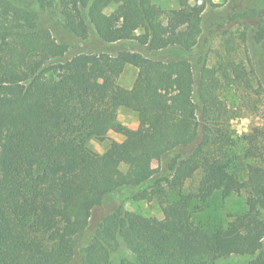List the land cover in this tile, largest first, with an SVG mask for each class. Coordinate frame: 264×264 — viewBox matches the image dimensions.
Returning <instances> with one entry per match:
<instances>
[{"label":"trees","instance_id":"trees-1","mask_svg":"<svg viewBox=\"0 0 264 264\" xmlns=\"http://www.w3.org/2000/svg\"><path fill=\"white\" fill-rule=\"evenodd\" d=\"M39 2L69 41L84 47L93 36L97 46L68 57L53 23L40 24L25 0H0V264H218L231 255L264 264V123L244 135L243 155L232 153L230 123L253 93L264 96V82L248 54L235 57L233 35L212 62L204 54L194 65L206 1L169 10L155 0ZM251 14L264 45V11ZM128 65L137 69L131 87L119 81ZM231 87L235 107L223 99ZM122 107L144 128L120 121ZM110 130L124 139L102 153L88 145ZM243 157L244 178L231 169ZM242 191L244 211L196 221L213 197ZM121 193L157 199L162 217L119 204L94 224L95 210ZM119 240L133 257L116 263Z\"/></svg>","mask_w":264,"mask_h":264},{"label":"rangeland","instance_id":"rangeland-1","mask_svg":"<svg viewBox=\"0 0 264 264\" xmlns=\"http://www.w3.org/2000/svg\"><path fill=\"white\" fill-rule=\"evenodd\" d=\"M158 5L163 9L169 10L179 7L178 0H155ZM203 0H200L202 2ZM206 8L203 12L202 19V33L200 40L193 51L188 54L192 57V61L197 66L198 60L202 59V55L207 54V60L211 62L215 59V52L222 49L225 43V39L230 35H233L234 44L239 48L234 51L235 57L243 58L247 61V54L250 58L248 65H254L255 71L259 78L264 82V45L258 43L254 38L252 28L258 26L259 18H251L252 10L264 11V0H205ZM37 14H39V22L50 25L55 34L59 36L61 40L69 41V34H67L58 23L60 18L52 11L44 8L39 0H25ZM53 21V22H52ZM57 24V25H56ZM242 31H247L246 39L240 36ZM90 43L82 47L76 41H69V52L67 56L70 57L73 54L82 51L83 49H90L96 47L94 37L92 36ZM118 44V43H117ZM235 45V46H236ZM241 45V46H240ZM120 47L127 49H137V45L132 41H125L120 43ZM137 75V69L131 65H128L120 77V83L126 87H131ZM241 97L236 88L231 87L223 93V99L231 107H235L238 104V99ZM248 105L244 106V110L236 114L230 121L231 129L236 139V144L232 149V153L236 155H243L245 140L244 135L251 129L253 125L259 126L264 123V96H256L254 93L248 98ZM118 117L127 126L139 129L144 128L145 123L142 121L137 112L128 109L120 108ZM124 135L114 130H110L104 139L91 138L88 141V145L95 151L102 153L109 147L111 141H122ZM251 160L248 158L236 159L235 164L231 166L232 170L238 171L244 178L246 174L247 164ZM158 160H152L147 167H157ZM200 179V174L195 175L193 178L186 182L185 191L191 192L196 189V185ZM130 193H121L117 199L111 197L102 207L98 208L94 212L93 223L99 216L112 210L117 205L122 204L124 209H128L133 212H140L145 215H151L152 217L161 218L163 212L159 206L157 199L146 200L139 199L133 200L130 197ZM246 191L239 193H233L232 195L220 199L213 197L210 200V204L207 207L204 206L200 212L195 213L196 221L212 222V224L227 222L231 219V215L242 212L245 210ZM112 252L113 261L119 263L121 261L129 260L133 257V253L127 248L123 240H119L118 245ZM253 257L249 255H231L226 258L218 260V264H247Z\"/></svg>","mask_w":264,"mask_h":264}]
</instances>
